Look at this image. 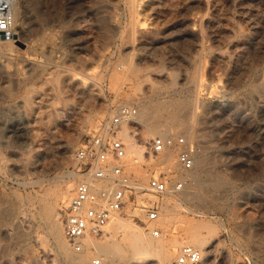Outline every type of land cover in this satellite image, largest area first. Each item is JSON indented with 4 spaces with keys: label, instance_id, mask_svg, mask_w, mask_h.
<instances>
[{
    "label": "rangeland",
    "instance_id": "374dc122",
    "mask_svg": "<svg viewBox=\"0 0 264 264\" xmlns=\"http://www.w3.org/2000/svg\"><path fill=\"white\" fill-rule=\"evenodd\" d=\"M174 1L145 0L151 5L143 12L146 25L133 31L126 0H16L20 13L18 21L10 36L0 38V41L13 39L8 48L0 47V264H66L58 256L48 222L40 215L39 199L42 193L60 188V177L64 173L79 174L75 160L77 148L98 130L111 108L120 104H130L137 109L135 120L128 122L137 139L149 131L148 123L159 124V121L160 124L167 122L169 133L166 135L189 139L185 130L190 123L197 135V141L192 144L195 149L198 144L199 148L206 149L209 163L206 168L204 166L205 170L193 167L200 174L202 172L206 182L200 198L183 194L188 191L186 188L199 186L189 172L184 188L160 196L147 187L149 175L145 163L132 165L135 169L138 167L139 173L146 172V179H141L135 170H128L127 157L126 169L141 187L139 196H130L128 206L118 216L144 227L146 233H151L155 227L160 228L159 236L153 234L156 239L181 241L180 247L172 250L173 261L169 264H177L181 247L190 244L189 230L192 227L198 228L206 242L203 247L195 246L202 256L197 264H264V0H220L223 3L210 0L212 5L206 8L200 5V0H190V3L182 0L183 4L176 0L173 5ZM214 14L217 15L214 17ZM189 18H195L196 23H190ZM191 26L202 36V46L187 34ZM133 32L137 37L132 35ZM131 35L136 37L134 42ZM143 36L151 39L148 38L149 44L141 45ZM131 51L133 67L127 70ZM140 53L145 54L142 59ZM69 73L77 77L72 80L63 77ZM55 77L60 78L57 81ZM7 83L10 91L6 90ZM59 83L64 85L60 84L63 91ZM30 85L39 92L32 87L30 90ZM255 87L258 90L253 89ZM91 91L94 94H90ZM25 95H33L36 99V106L31 110L24 104ZM173 98L186 105L181 106L174 121L170 120L169 109L162 108L160 111L156 109L149 121L138 119L144 103L155 106L161 100L173 102ZM155 136L143 141L144 145L148 146ZM70 140L71 150L67 148ZM161 165L166 166L163 169ZM151 167L160 174L179 169L175 153L165 164ZM206 169H209L208 173ZM217 174L228 179L225 186L214 190ZM79 179L80 176L74 178L69 199L57 202L58 213L67 206ZM141 198L146 202H159L157 221L145 224ZM166 218H170L169 226L163 224ZM105 232L92 235L97 240H120L128 230H120L115 235L108 232L105 235ZM95 259H99L100 264H164L157 255L104 263L96 254L89 264H94Z\"/></svg>",
    "mask_w": 264,
    "mask_h": 264
},
{
    "label": "bare ground",
    "instance_id": "6f19581e",
    "mask_svg": "<svg viewBox=\"0 0 264 264\" xmlns=\"http://www.w3.org/2000/svg\"><path fill=\"white\" fill-rule=\"evenodd\" d=\"M124 1V0H123ZM127 1V6H128V9H129V15H130V17H129V19H130V28H132V30L133 31H135L136 29H137V27H145L144 25H146V22H145V18H146V16L144 17V14H143V12H144V10H146L145 8H146V6H148V5H150V4H148V3H145V0H126ZM147 1H149V0H147ZM156 1V0H155ZM165 1V0H164ZM171 1V0H170ZM176 1V0H175ZM173 2V5H175L174 3H176V2ZM178 1V0H177ZM182 0H180V3L181 4H183V2H181ZM184 1V0H183ZM189 1V3H190V0H188ZM198 1V0H197ZM217 1V0H216ZM219 1V3L222 1H220V0H218ZM12 2H13V14H14V26H15V24L17 23V21H18V18H19V16H18V13H19V8L17 7L18 5H17V2H16V0H12ZM162 2V1H161ZM179 2V1H178ZM185 2V1H184ZM199 2V1H198ZM197 2V3H198ZM50 3V2H49ZM160 3V2H159ZM196 3V4H197ZM218 3V2H217ZM218 3V4H219ZM221 3H223V2H221ZM125 4H126V2H125ZM178 4V3H177ZM176 4V5H177ZM204 5V7L206 6V7H208V6H210V4H211V1L210 0H200V5ZM163 5V4H162ZM165 5V4H164ZM170 5V4H169ZM187 5V4H186ZM192 5V4H191ZM212 5V4H211ZM215 4H213V6H214ZM151 6V5H150ZM157 6H158V4H157ZM160 6V5H159ZM180 5H178V7H179ZM182 6V5H181ZM190 6V5H189ZM188 5H187V7H189ZM194 6H195V4H194ZM197 6H198V4H197ZM216 6V5H215ZM219 6V5H218ZM46 7V6H45ZM167 7H169V6H167ZM171 7V6H170ZM173 8H177L176 6L174 7V6H172ZM184 7H185V5H184ZM184 7H182L183 9H184ZM186 7V8H187ZM191 7V6H190ZM205 7V8H206ZM47 8V7H46ZM50 8H51V6H50ZM149 8V7H148ZM152 8H153V6H152ZM164 8V7H163ZM216 8H218L217 6H216ZM216 8H214V9H216ZM220 8V7H219ZM218 8V9H219ZM208 9V8H207ZM210 9H212V6L210 7ZM213 9V10H214ZM171 10V9H170ZM179 10V9H178ZM225 10V9H224ZM200 11V10H199ZM203 11V10H202ZM248 11V10H247ZM169 12V11H168ZM189 12V11H188ZM207 12V11H206ZM211 12V11H210ZM243 12V11H242ZM170 13V12H169ZM195 13V12H194ZM213 13V12H212ZM20 14V13H19ZM168 14V13H167ZM171 14V13H170ZM182 14V13H181ZM187 14V13H186ZM203 14H205V13H203ZM211 14V13H210ZM222 14V13H221ZM244 14V13H243ZM247 14V13H246ZM195 15V14H194ZM201 15V14H200ZM200 15H199V17H200ZM215 15H217V14H214V17H215ZM223 15V14H222ZM34 16H35V14H34ZM54 16V15H53ZM173 16V15H172ZM192 16V15H191ZM196 17H197V15H195ZM202 16V15H201ZM205 16V15H204ZM166 17V16H165ZM179 17V16H178ZM192 17H194V16H192ZM219 17H221V15L219 16ZM56 18V17H55ZM159 18V17H158ZM164 18V17H163ZM182 18V17H181ZM198 18V17H197ZM202 18H203V16H202ZM222 18V17H221ZM48 19V18H47ZM147 19V18H146ZM187 19H188V17H187ZM199 19H201V18H199ZM216 19V18H215ZM45 19L43 18V21H44ZM157 20V19H156ZM184 20V19H183ZM185 20H186V18H185ZM184 20V21H185ZM203 20V19H202ZM207 20V19H206ZM205 20V21H206ZM43 21H40V22H43ZM116 21H118V20H116ZM147 21V20H146ZM189 22L191 21L192 22V24L194 25L196 22H194L195 21V18L194 19H192V18H189V20H188ZM248 21V20H247ZM257 21V20H256ZM35 22V21H34ZM47 22V21H46ZM159 22V21H158ZM158 22H155V24H157ZM190 22V23H191ZM200 22V21H199ZM208 22V21H207ZM206 22V23H207ZM212 22V21H211ZM39 23V22H38ZM37 23V24H38ZM153 23H154V21H153ZM152 23V25H154L155 26V24H153ZM161 23H162V21H161ZM187 24H188V22H186ZM204 23V22H203ZM202 23V24H203ZM240 23V22H239ZM41 24V23H40ZM116 24H118L117 22H116ZM182 24V23H181ZM186 24V25H187ZM232 24V23H231ZM42 25V24H41ZM158 25H160L159 23H158ZM185 25V24H184ZM201 25V24H200ZM233 25V24H232ZM254 25V24H253ZM264 25V24H263ZM14 26H13V28H14ZM36 26V25H35ZM44 26V25H43ZM150 26V25H149ZM161 26V25H160ZM189 25H187V27H188ZM196 26V25H195ZM203 26V25H202ZM201 26V27H202ZM215 26V25H214ZM147 27V26H146ZM243 27V26H242ZM255 27V26H254ZM12 28V29H13ZM38 28V27H37ZM196 28V27H195ZM203 28V27H202ZM220 28V27H219ZM234 28V27H233ZM40 29V28H39ZM148 29H151V28H148ZM153 29V28H152ZM183 29V28H182ZM181 29V30H182ZM138 30H140V29H138ZM137 30V31H138ZM143 30V29H142ZM154 30V29H153ZM176 30V29H175ZM177 30H178V28H177ZM187 30V29H186ZM151 31V30H150ZM149 31V32H150ZM202 31V30H201ZM225 31V30H224ZM261 31V30H260ZM263 31V30H262ZM27 32V31H26ZM33 32V31H32ZM147 32V31H146ZM158 32V31H157ZM185 32V31H184ZM187 32V31H186ZM216 32V31H215ZM233 32V31H232ZM243 32V31H242ZM30 33V32H29ZM38 33V32H37ZM132 32H130V34H131ZM135 32H133V34L132 35H135L134 34ZM141 33H143V32H141ZM145 33V32H144ZM148 33V32H147ZM170 33V32H169ZM201 34H203V31L202 32H200ZM205 33V32H204ZM222 33V32H221ZM187 34H190L191 35V37L193 36L194 38H195V40H196V42H197V45H203L202 44V36L201 35H199V34H197V31L191 26V27H189L188 28V32H187ZM215 34V33H214ZM220 34V33H219ZM233 34V33H232ZM131 35V37H133V42H134V39L137 37L136 35V37H134V36H132ZM142 35L143 34H141V36L140 37H142ZM145 35V34H144ZM159 35V34H158ZM231 35V34H230ZM243 35V34H242ZM5 36H10V34H7V35H5ZM35 36V35H34ZM50 36V35H49ZM181 36V35H180ZM45 37V36H44ZM47 37H48V35H47ZM51 37V36H50ZM144 37V36H143ZM203 37H204V35H203ZM229 37V36H228ZM149 38V37H148ZM148 38H145L144 37V39L143 38H141L140 39V41H141V45H146V44H149L150 43V41H151V39H150V41L148 40ZM218 38H221V37H218ZM246 38V37H245ZM45 40H46V38H44ZM131 39V38H130ZM143 39V40H142ZM174 39V38H173ZM182 39V38H181ZM184 39H186V38H184ZM190 39H192V38H190ZM51 40H52V38H51ZM124 40V39H123ZM156 40V39H155ZM154 40V41H155ZM194 40V39H193ZM216 40V39H215ZM41 42V41H40ZM47 42V41H46ZM133 42H132V46H134L133 45ZM153 42V41H152ZM158 42V41H157ZM204 42V41H203ZM222 42V41H221ZM44 43V42H43ZM53 43V42H52ZM165 43V42H164ZM248 43V42H247ZM13 44V39H6V40H4V41H0V47H2V46H5V47H7L8 48V46H11ZM51 44V43H50ZM125 44V43H124ZM158 44V43H157ZM187 44V43H186ZM190 44V43H189ZM196 44V43H195ZM40 45V44H39ZM160 45V44H159ZM209 45V44H208ZM254 45V44H253ZM257 45H259L258 43H257ZM25 46V45H24ZM130 46V45H129ZM164 46H165V44H164ZM211 47H212V45H210ZM36 47V46H35ZM46 47V46H45ZM198 47V46H197ZM200 47V46H199ZM204 47V46H203ZM208 47V49H209V46H207ZM3 48V47H2ZM50 48H51V46H50ZM133 48V47H132ZM156 48V47H155ZM202 48V47H201ZM40 49H42V46H41V48ZM48 49H49V47H48ZM51 49H53V48H51ZM50 49V50H51ZM245 49V48H244ZM43 50V49H42ZM45 50V49H44ZM49 50V51H50ZM234 50V49H233ZM247 50V49H246ZM256 50V49H255ZM261 50V49H260ZM52 51V50H51ZM159 51V50H158ZM133 51H131V56H129V59H130V61H129V67H127V70H130L133 66H132V61H133V57H132V53ZM144 52V51H143ZM40 53V52H39ZM49 53V52H48ZM150 53V52H149ZM155 53V52H154ZM229 53H231V52H229ZM256 53V52H255ZM44 54V53H43ZM142 53H140V55H139V57H141V59H142V57H144V55L145 54H143V55H141ZM42 55V54H41ZM48 55V54H47ZM138 55V54H137ZM136 55V56H137ZM153 55V54H152ZM254 55V54H253ZM44 56V55H43ZM49 56V55H48ZM247 56H250V55H248L247 54ZM256 56V55H255ZM52 57V56H51ZM138 57V58H139ZM226 57V56H225ZM238 57V56H237ZM244 57V56H243ZM135 58V57H134ZM145 58H147V57H145ZM228 58V57H227ZM232 58V57H231ZM255 58V57H254ZM136 59V58H135ZM148 59V58H147ZM245 59H247V58H245ZM261 59V58H260ZM139 60V59H138ZM143 60H144V58H143ZM243 60V59H242ZM142 61V60H141ZM229 61H231V60H229ZM234 61V60H233ZM236 61H237V59H236ZM30 62V61H29ZM242 62V61H241ZM255 62V61H254ZM258 62V61H257ZM223 63V62H222ZM229 63V62H228ZM245 63V62H244ZM27 64V63H26ZM33 64H34V62L32 63V67H33ZM135 64V63H134ZM224 64V63H223ZM227 64V63H226ZM232 64V63H231ZM241 64V63H240ZM161 65H163V64H161ZM247 65V64H246ZM28 66V65H27ZM29 66H31L30 65V63H29ZM36 66V65H35ZM38 66V65H37ZM36 66V67H37ZM128 66V65H127ZM149 66V65H148ZM259 66V65H258ZM24 67V66H23ZM31 67V68H32ZM139 67V66H138ZM137 67V68H138ZM142 67V66H141ZM159 67V66H158ZM225 67V66H224ZM243 67V66H242ZM30 68V69H31ZM35 68V67H34ZM40 68V67H39ZM135 68V67H134ZM145 68V67H144ZM149 68H150V66H149ZM164 68V67H163ZM158 69V68H157ZM238 69V68H237ZM254 69V68H253ZM256 69V68H255ZM29 70V69H28ZM32 70V69H31ZM41 70V69H40ZM44 70V69H43ZM49 70V69H48ZM54 70V69H53ZM61 70V69H60ZM134 70H136V69H134ZM145 70V69H144ZM143 70V71H144ZM148 70V69H147ZM155 70V69H154ZM5 71V70H4ZM7 71V70H6ZM56 71H57V68H56ZM64 71V70H63ZM138 71V69L136 70V72ZM146 71V70H145ZM226 71V70H225ZM243 71V70H242ZM10 72V71H9ZM14 72V71H13ZM12 72V73H13ZM40 72V71H39ZM65 72V71H64ZM63 72V73H64ZM134 72V71H133ZM135 72V73H136ZM162 72V71H161ZM245 72V71H244ZM4 73H6V72H4ZM25 73H27V72H25ZM37 73H38V71H37ZM56 74H57V72H55ZM59 73V72H58ZM61 73V72H60ZM8 74V73H7ZM14 74V73H13ZM34 74V73H33ZM36 74V73H35ZM55 74V75H56ZM71 73H69V74H67L66 76H63V77H65V78H69L68 80H70L71 78H73V77H75L74 75H70ZM228 74V73H227ZM239 74V73H238ZM245 74V73H244ZM9 75L11 76V74L9 73ZM22 75V74H21ZM58 75V74H57ZM60 75V74H59ZM168 75V74H167ZM231 75H232V73H231ZM230 75V76H231ZM241 75V74H240ZM9 76V77H10ZM50 76V75H49ZM89 76H91V75H89ZM145 76V75H144ZM262 76V75H261ZM5 77V76H4ZM8 77V76H7ZM77 77V76H76ZM183 77V76H182ZM184 77H186V76H184ZM235 77V76H234ZM234 77H232V78H234ZM238 76H236V78H237ZM11 78V77H10ZM9 78V79H10ZM51 78V77H50ZM53 78V77H52ZM56 79H57V81H58V79L60 78H58V77H55ZM62 78V77H61ZM65 78H63L62 80H65ZM86 78V77H85ZM230 78V77H229ZM241 78V77H240ZM239 78V79H240ZM264 78V77H263ZM8 79V80H9ZM23 79V78H22ZM66 79V82H68V80ZM88 79V78H87ZM149 79V78H148ZM238 79V80H239ZM245 79V78H244ZM256 79H258V78H256ZM72 80V79H71ZM73 80H75V79H73ZM78 80V79H77ZM82 81H83V78L81 79ZM179 80V79H178ZM234 80V79H233ZM232 80V82H234ZM10 81H13V80H11L10 79ZM9 81V82H10ZM25 81V80H24ZM153 81V80H152ZM158 81V80H157ZM229 81V80H228ZM14 82V81H13ZM13 82L12 83H10V84H12L13 85ZM30 82V81H29ZM59 82H61V81H59ZM73 82V81H72ZM76 82V81H75ZM75 82H74V84H75ZM85 82V81H84ZM264 81H262V85L264 84L263 83ZM27 83V82H26ZM31 83H34V82H30V84ZM64 83V82H63ZM68 83H70V82H68ZM67 83V84H68ZM154 83H156V80H155V82ZM177 83H179V82H177ZM235 83V82H234ZM237 83V82H236ZM5 84V83H4ZM3 84V85H4ZM61 83H59V87L62 89V91H63V88H62V86L61 85H63V84H61ZM67 84H66V86H67ZM72 84V87H74V85H73V83H71ZM76 84H77V82H76ZM76 84H75V86H76ZM85 84V83H84ZM153 84V83H152ZM230 84H231V81H230ZM260 84V83H259ZM9 86V84L7 83L6 84V87L7 88H9L8 86ZM24 85H26V84H24ZM28 85V84H27ZM32 85H34V84H32ZM32 85H30V90H31V87H32ZM58 85V84H57ZM57 85H55V86H57ZM64 85H65V83H64ZM63 85V86H64ZM79 85V84H78ZM83 85V84H82ZM81 85V86H82ZM86 85V84H85ZM154 85V84H153ZM196 85V84H195ZM243 85V84H242ZM19 86V85H18ZM35 86V85H34ZM80 86V85H79ZM158 86V85H157ZM164 86V85H163ZM197 86H198V84H197ZM255 86H257V85H255ZM258 86H260V85H258ZM257 86V87H258ZM264 86V85H263ZM14 87V86H13ZM58 86H57V89H60ZM67 87H69V85L67 86ZM67 87L65 88L64 87V89L66 90L67 89ZM154 87V86H153ZM196 87V86H195ZM235 87V86H234ZM257 87H255V88H253V89H255V90H258V89H256ZM6 88V90H8V91H10V88L9 89H7ZM23 88H26L27 90L29 89L28 88V86L27 87H24L23 86ZM33 89H34V87H32ZM35 88H37V87H35ZM71 88V87H70ZM69 88V89H70ZM80 88V87H79ZM87 88V87H86ZM155 88H157V87H155ZM159 88V87H158ZM157 88V89H158ZM231 88V87H230ZM261 88V87H260ZM263 89H264V87H262ZM2 89V88H1ZM26 89H24V90H26ZM74 90H75V88H73ZM78 89V88H77ZM91 89H92V87H91ZM160 89V88H159ZM158 89V90H159ZM184 89V88H183ZM189 89V88H188ZM197 89H198V87H197ZM250 89V88H249ZM252 89V90H253ZM23 90V91H24ZM34 90H37V89H34ZM34 90H32L31 92H33ZM72 90V89H71ZM82 90V89H81ZM88 90H89V88H88ZM156 90V89H155ZM154 90V91H155ZM254 90V91H255ZM68 91V89L66 90V92ZM78 91V90H77ZM153 91V92H154ZM28 92H30V91H28ZM30 92V93H31ZM36 92H39V90H37ZM57 92V91H56ZM65 92V91H64ZM64 92H63V94H64ZM87 92V91H86ZM95 92V91H94ZM152 92V93H153ZM174 92V91H173ZM172 92V93H173ZM178 92V91H177ZM248 92H249V90H248ZM252 92V91H251ZM256 92H258V91H256ZM60 93V92H59ZM157 93H160L159 91L157 92ZM233 93V92H232ZM29 94V93H28ZM33 94H35V93H33ZM57 94V93H56ZM68 94V93H67ZM84 94H85V90H84ZM88 94H89V92H88ZM90 94H94L93 93V91H91V93ZM89 94V95H90ZM97 94V93H96ZM57 95H60V94H57ZM73 95V94H72ZM88 95V96H89ZM152 95V94H151ZM257 95V94H256ZM255 95V96H256ZM26 96V97H25ZM24 96V98H25V102H24V104H26V106H27V109H29V110H31V109H33L34 108V106H36L35 104V100L36 99H34V96L33 95H25ZM63 96H65V95H63ZM92 96V95H91ZM245 96H247V95H245ZM93 97V96H92ZM92 97H90V98H92ZM257 97V96H256ZM23 98V99H24ZM72 98V97H71ZM94 98H96L95 97V95H94ZM247 98V97H246ZM259 98H261V97H259ZM67 99V98H66ZM146 99H147V97H146ZM180 99V98H179ZM169 100H172V99H169ZM173 100H174V98H173ZM182 100H183V98H182ZM262 100V99H261ZM67 100H65V102H66ZM90 101H91V99H90ZM165 102H167L166 100H164ZM187 101H189V100H186V102ZM64 102V103H65ZM165 102H163L162 100L161 101H158L157 102V104L155 105V106H153V104L152 103H149V104H147V103H144V105L142 106V108H141V112H140V117L138 118L140 121H149L150 119H151V117H152V114H154L155 112H156V109H157V111H160V109L162 108V109H169V111H170V120H172L173 119V121H174V118L176 119V115H177V113L180 111V109H182L181 108V106L183 107V104H184V107H186V105H185V103H182L181 102V100H174L173 102L171 101L170 103H168V104H166ZM263 102V101H262ZM38 103V102H37ZM194 103V102H193ZM196 104H197V102H195ZM237 103V102H236ZM74 104H75V102H74ZM93 104H94V102H93ZM188 105V104H187ZM243 105V104H242ZM70 106V105H69ZM194 106H195V104H194ZM244 106V105H243ZM197 107V105L194 107V110H196L195 108ZM260 107V106H259ZM74 109H75V106L73 107ZM91 109V108H90ZM159 109V110H158ZM171 109V110H170ZM95 110H96V108H95ZM193 110V111H194ZM253 110V109H252ZM162 111V110H161ZM248 111V110H247ZM88 112V111H87ZM101 111H99L98 113H100ZM164 112V111H163ZM182 112V111H181ZM195 112V111H194ZM92 113V112H91ZM97 112L95 113V115L97 116V114H98ZM197 113V112H196ZM223 113V112H222ZM240 113V112H239ZM259 114V113H258ZM89 115H91V114H89ZM89 115H87L86 117H85V119H84V123H86L85 121H88V119H89ZM155 115V114H154ZM157 115V114H156ZM160 115V114H159ZM166 115H168V113H166ZM166 115H164V116H166ZM56 117H58L57 115H55ZM92 116V115H91ZM163 116V117H164ZM194 116V115H193ZM196 116V115H195ZM195 116H194V118H195ZM155 117V116H154ZM162 117V116H161ZM162 117V118H163ZM179 117V116H178ZM19 118V117H18ZM98 119V118H97ZM131 119H134L135 120V116L134 117H132ZM161 119V118H160ZM159 119V120H160ZM163 119H166L165 117L163 118ZM230 119V118H229ZM153 120V119H152ZM162 120V119H161ZM169 120V121H170ZM179 120V119H178ZM93 121V120H92ZM155 121H157L156 119H155ZM163 122V121H162ZM172 122V121H171ZM191 122V121H190ZM146 123V122H145ZM154 123V122H153ZM192 123V122H191ZM194 123V122H193ZM257 123V122H256ZM35 124H37V123H35ZM87 124V123H86ZM129 123L128 122H124V124L122 125V127H121V129H120V133H119V137L123 140V142H124V144L126 145V154L128 155V156H126V159H127V157H128V159H127V164L128 165H130L129 166V171H131V170H135L134 172H136V175L139 177V178H141V179H146V177L144 176V174L146 173H144L143 172V174L140 172L139 173V170H137V168L138 167H136V169L135 168H133V164H135L136 165V163H147L148 165H150V166H157V165H159L160 166V164H162L163 162H168V159L170 158V156H172V154H174V153H166L165 155H163V156H161V157H159V158H153V157H151V158H147V155H146V149L148 150V146L147 145H144V142L143 141H145L146 139L148 140V138L149 137H151V136H154V135H156L157 136V134L159 135V136H165L166 134H167V132H168V127L166 126L167 125V122L165 123V124H160V121H159V124L158 123H154V124H152V122H151V124L150 123H146L147 124V130H149L147 133H144V134H142V136H141V138L139 139H137V137L135 138L134 136L135 135H133V133L135 132H132L129 128L131 127V126H129L128 125ZM172 124V123H171ZM82 125H85V124H82ZM93 125V124H92ZM169 125V124H168ZM23 126V125H22ZM29 126V125H28ZM164 126V127H163ZM166 126V127H165ZM174 126V125H173ZM182 126V125H181ZM180 126V127H181ZM184 126V125H183ZM87 127V126H86ZM193 127H194V125H193ZM180 129V128H179ZM178 129V130H179ZM225 129V128H224ZM132 130H134V129H132ZM171 130V129H170ZM176 130V129H175ZM195 131V129L193 130V128H192V125L189 123V125L186 127V130H185V133L188 135V137H189V139H188V141H189V143L191 144V145H193L192 143H194V141H197V135L195 134L196 132H194ZM225 131V130H224ZM223 131V132H224ZM221 132V131H220ZM20 133V132H19ZM169 133V132H168ZM71 137V136H70ZM231 137V136H230ZM196 139V140H195ZM66 142V141H65ZM8 143V142H7ZM146 143V142H145ZM10 145V144H9ZM71 145H72V143H71V140L70 141H67V148H70L71 147ZM199 144L196 146V149L194 148V167L195 166H197V168L199 167V168H203L204 169V166H205V168L207 167L206 166V164H208L207 163V161H208V154L206 153V149L205 150H203L202 149V147L201 148H199ZM193 147H195V146H193ZM0 150H1V148H0ZM70 150H71V148H70ZM209 151V150H208ZM210 158V157H209ZM5 161V160H4ZM30 162V161H29ZM140 165V164H139ZM167 165V164H166ZM141 166V165H140ZM168 166V165H167ZM210 167V166H209ZM133 168V169H132ZM205 170V169H204ZM209 170V169H208ZM207 169H206V172L208 171ZM200 171H202V169L200 170ZM213 171V170H212ZM189 172V175H191L192 176V178L195 180V181H197L198 183H199V186H197L196 184V188H194L195 186L193 185V187L191 188H186L188 191H186V193H184L183 192V194L186 196V197H189V195H192L193 196V198L195 197V198H200V196H201V194H202V190H203V185H205L206 184V182L204 183V178H202V176H201V174H202V172H201V174L199 173V172H197L196 170H195V168H194V170H193V168L191 169V170H189L188 171ZM188 172H187V175H188ZM208 173V172H207ZM225 173V172H224ZM205 175H206V173H204ZM63 174H61L60 176H62ZM217 175H219V176H217L216 177V179L214 180V182H213V189L215 190V189H219V188H221L222 186H225V184H226V178H227V176H226V178L224 177V176H222V174L220 175V174H217ZM76 176H80L79 174H77V173H74V172H67V173H64V175L62 176V178L60 177V179H62V185L60 186V188L59 189H55L56 191H54V192H52V191H47V192H44V193H42L43 195L41 196V198L39 199L40 200V205H41V209H40V215H41V217L42 218H44L48 223H47V225H48V228H49V231H50V233L52 234V236L54 237V240H55V243H56V249H57V253H58V256H60V258H62L63 260H64V262L66 263V264H89L90 263V261H92L91 259L93 258V256L94 255H96V254H98L103 260H104V263H105V261L107 262V261H111V262H115L116 261V259H118V260H121V262H122V260H133V258H147L149 255L150 256H152V255H157L158 256V258H160V260L164 263V264H169V263H171L173 260H172V250H175L176 248H178V247H180V245L182 244L181 243V241H179V240H177V239H174V240H172V241H170V242H168V241H164V240H162V239H156V238H154L155 236L153 235V232H152V230H151V233H146V230L144 229V227H142V226H140V225H138V224H135V223H130L131 221H129V220H127V218H124L123 216H118V215H121V214H117V215H115L109 222H108V224L107 225H105L104 226V228H103V232L104 231H106V232H108V233H113L114 235H115V233H118L120 230H123V229H126V230H128V232L127 233H125L123 236H124V238H122V239H118V238H110V239H103V240H97L95 237L96 236H93V235H90V234H88V235H86V236H84V237H82V238H80L79 239V243L81 244V246H82V248H81V250H76V248L69 242V240L67 239V237H66V235H65V232H64V226H63V222H62V213H58V211H57V209H56V204H57V202L58 201H67L68 199H69V197H70V195H71V190H72V188L74 187V178H76ZM137 176H136V179H137ZM209 176V175H208ZM135 178V177H134ZM230 178V177H229ZM140 179V180H141ZM210 179H211V177H210ZM228 179V178H227ZM138 181V180H137ZM145 181V180H144ZM143 182V181H142ZM231 182V181H230ZM140 183V182H139ZM138 183V184H139ZM141 184V183H140ZM139 184V186L141 187V185ZM142 185H144L143 183H142ZM147 186V185H146ZM208 186V185H207ZM228 187V186H227ZM231 187V189H232V186H230ZM223 188H225V187H223ZM40 194V193H39ZM41 195V194H40ZM39 195V196H40ZM167 196V195H166ZM36 198V197H35ZM30 199V198H29ZM38 201V200H37ZM170 204V203H169ZM165 206V205H164ZM165 209V208H164ZM167 210V209H166ZM235 212V211H234ZM167 214V213H166ZM117 216V217H116ZM169 222H170V218H166V220H164V222H163V224L164 225H167V226H169ZM156 224V223H155ZM153 227V226H152ZM22 231V230H21ZM190 239H189V243L191 244V245H193V246H200V247H203L204 245H205V239L202 237V235H201V233L199 232V230H198V228L197 227H192L190 230ZM106 232L104 233L105 235H106ZM15 233V232H14ZM149 234H151V235H149ZM16 236V235H15ZM154 236V237H153ZM16 237H18V236H16ZM114 237H116V236H114ZM207 239V238H206ZM212 250V249H211ZM129 260V261H130ZM118 263H120V262H117V264ZM115 264V263H114Z\"/></svg>",
    "mask_w": 264,
    "mask_h": 264
},
{
    "label": "built area",
    "instance_id": "2783aa9c",
    "mask_svg": "<svg viewBox=\"0 0 264 264\" xmlns=\"http://www.w3.org/2000/svg\"><path fill=\"white\" fill-rule=\"evenodd\" d=\"M13 26V2L0 0V38L3 34H9ZM136 114V107L130 104L112 107L98 130L85 138L75 152L80 179L62 212V222L65 235L76 250L82 248L80 238L101 232L115 215L125 210L130 196H139L140 186L128 173L126 145L119 137L124 122H129ZM166 153H175L179 168L176 172L166 170L160 174L147 163L144 164L149 175L147 187L160 196L184 188L188 181L187 172L194 167V147L186 137L173 134L155 136L148 145L147 158H159ZM161 166L164 169L166 165ZM141 202L145 224L157 221L159 202H146L144 198H141ZM152 232L159 236L161 229L155 227ZM201 258V251L197 247L184 244L176 263L197 264ZM93 263L100 264V260L95 259Z\"/></svg>",
    "mask_w": 264,
    "mask_h": 264
},
{
    "label": "water",
    "instance_id": "95a60500",
    "mask_svg": "<svg viewBox=\"0 0 264 264\" xmlns=\"http://www.w3.org/2000/svg\"><path fill=\"white\" fill-rule=\"evenodd\" d=\"M2 36L4 37L5 35L3 34Z\"/></svg>",
    "mask_w": 264,
    "mask_h": 264
}]
</instances>
